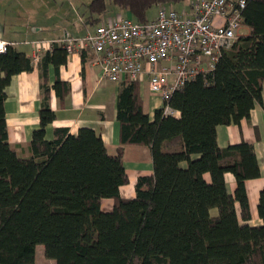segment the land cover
I'll return each instance as SVG.
<instances>
[{"label":"trees","instance_id":"1","mask_svg":"<svg viewBox=\"0 0 264 264\" xmlns=\"http://www.w3.org/2000/svg\"><path fill=\"white\" fill-rule=\"evenodd\" d=\"M181 1L111 3L143 21L153 5ZM88 7L96 16L91 21L107 11L105 0ZM242 14L247 33L222 51L213 69L171 94L167 103L178 115L159 107L150 117L139 82H120L115 153L90 127L76 134L55 127L46 138L55 118L47 85L27 154L17 151L8 140L5 87L32 62L11 44L0 52V264H35L39 244L55 264H264V186L257 204L261 224L240 221L250 218L244 182L260 175L254 146L240 141L220 147L216 140L218 125L238 124L262 103L264 0H248ZM66 57L53 44L42 61L57 67ZM52 86L58 94L69 90L58 78ZM128 144L149 147L153 171L137 177L134 196L124 198L119 187L128 182L122 160ZM227 172L235 178L233 193ZM103 198L113 200L110 210L101 209Z\"/></svg>","mask_w":264,"mask_h":264},{"label":"crops","instance_id":"2","mask_svg":"<svg viewBox=\"0 0 264 264\" xmlns=\"http://www.w3.org/2000/svg\"><path fill=\"white\" fill-rule=\"evenodd\" d=\"M51 1L55 0H0V41L14 45L30 57L32 62L31 70L13 75L5 87L4 110L8 140L17 151L27 154V143L33 130L39 126L42 86L47 85L49 105L55 112V118L46 126L45 137L51 139L55 127H66L71 134H76L81 127H90L100 134L107 151L115 153L120 143V124L116 118L120 82L103 79L100 66L93 62V54L86 49L67 53L66 61L57 67L50 62L43 63L45 53L52 50L53 44L50 41L80 33L75 29V18L61 13L60 8L54 13L50 12L48 4ZM89 3V15L81 16L79 13L76 19L84 23L98 21H91L96 16L89 10ZM117 8L118 12L122 10L127 13V10ZM106 12L101 17L108 16ZM34 42L42 44L40 50H36ZM57 78L68 84L67 92L56 93L52 85ZM139 92L143 110L152 117L154 110L160 107L161 100L148 89L146 78L139 82ZM216 140L220 147L240 141L253 144L260 175L244 182L250 218L240 221L251 225L261 224L257 204L259 192L264 186V82L262 103H256L249 116L241 119L238 124L218 125ZM122 160L128 182L119 187V194L130 198L134 196L137 177L149 175L153 171L150 149L146 145H125ZM224 177L228 191L233 193L236 187L234 176L227 172ZM112 206V199L101 200L102 210H110ZM236 209L239 213L238 202Z\"/></svg>","mask_w":264,"mask_h":264},{"label":"built area","instance_id":"3","mask_svg":"<svg viewBox=\"0 0 264 264\" xmlns=\"http://www.w3.org/2000/svg\"><path fill=\"white\" fill-rule=\"evenodd\" d=\"M247 1L191 0L190 11L164 4L153 18L143 21L129 12H118L102 17L84 35L66 36L50 44L61 45L67 53L91 51L103 79L141 82L146 78L163 112L176 115L167 103L171 94L199 73L213 69L222 51L232 46L243 26ZM9 44L0 41V52ZM41 45L34 42L36 50Z\"/></svg>","mask_w":264,"mask_h":264},{"label":"rangeland","instance_id":"4","mask_svg":"<svg viewBox=\"0 0 264 264\" xmlns=\"http://www.w3.org/2000/svg\"><path fill=\"white\" fill-rule=\"evenodd\" d=\"M90 1L91 0H55L49 2L48 6H50V12L53 11L56 12L57 9L60 8L61 13L64 12L66 15H68V17L75 18V20L77 21L75 29L77 30V32H80L78 33L77 36H81L84 35L87 32V30H93L95 26L100 22V21H95L92 23L89 22L84 23L82 20L76 19L80 14L81 16L89 15V11L87 10V4ZM105 1L107 5V12H106L107 15L109 14L114 15L115 13H118L119 9L116 6L112 5L110 0H105ZM190 1L191 0H183L180 3L174 5V7L176 9H179L180 11L182 9H187V11H190L188 5ZM158 7L159 5H153L152 7H150L146 12V18H153L157 14ZM120 12L125 14V12L122 10H120ZM247 30L248 29L246 26H242L239 35H243V34L245 35V33H247ZM103 206H105V204H103ZM34 261L35 264H55V261L53 259L47 258L45 256L43 245L41 244L37 245L35 248Z\"/></svg>","mask_w":264,"mask_h":264}]
</instances>
